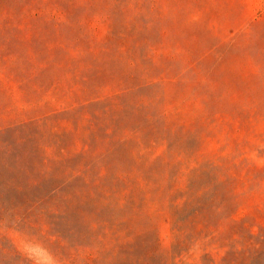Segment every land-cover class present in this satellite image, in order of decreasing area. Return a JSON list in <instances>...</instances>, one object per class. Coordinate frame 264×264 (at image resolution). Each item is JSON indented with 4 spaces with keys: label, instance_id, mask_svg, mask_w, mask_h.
<instances>
[{
    "label": "rangeland",
    "instance_id": "rangeland-1",
    "mask_svg": "<svg viewBox=\"0 0 264 264\" xmlns=\"http://www.w3.org/2000/svg\"><path fill=\"white\" fill-rule=\"evenodd\" d=\"M65 264H264V0H0L9 223Z\"/></svg>",
    "mask_w": 264,
    "mask_h": 264
},
{
    "label": "clouds",
    "instance_id": "clouds-1",
    "mask_svg": "<svg viewBox=\"0 0 264 264\" xmlns=\"http://www.w3.org/2000/svg\"><path fill=\"white\" fill-rule=\"evenodd\" d=\"M9 242L20 260L27 264H65L55 252L51 241L35 232H25L22 224L7 225Z\"/></svg>",
    "mask_w": 264,
    "mask_h": 264
}]
</instances>
